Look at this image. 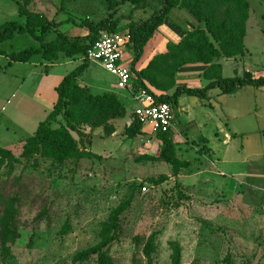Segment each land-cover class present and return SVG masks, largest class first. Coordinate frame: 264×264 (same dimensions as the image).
<instances>
[{"label": "rangeland", "instance_id": "obj_1", "mask_svg": "<svg viewBox=\"0 0 264 264\" xmlns=\"http://www.w3.org/2000/svg\"><path fill=\"white\" fill-rule=\"evenodd\" d=\"M17 1L23 0H0V24L14 19L26 22L18 15ZM248 1L253 16L245 60L252 69L264 72V2ZM148 2L63 0L61 4V0H30L28 7L54 21L72 16L78 25L86 22L95 25L107 18L115 21L121 17L118 29L125 31L130 22L151 13L156 5L148 6ZM78 25L66 23L58 31L89 42L94 32ZM56 35L51 32L45 39L52 40ZM39 45L30 34L16 33L11 40L0 42V49L10 52ZM131 54L135 56L134 52ZM129 58L131 55L126 56V61ZM73 60L83 62L84 58ZM68 61L52 68L51 81L56 82L78 65L76 61ZM157 65V72L171 73L172 66ZM14 69L22 75L29 72L22 66ZM82 79L94 94L116 92L127 116L117 122L111 120L116 123V131L110 136L103 129L80 126L90 133L92 144L88 150L95 156L68 159L64 164L40 157L38 165L20 157L23 146L20 140L32 136L49 113L27 94L36 78H29L20 91L14 85L5 91L0 82V145L13 153L0 160V264H74L76 253L102 241V231L112 211L126 203L119 216L118 237L106 249L109 264H175V246L180 250V264H264V90L248 86L237 96L218 97L217 89L212 91L211 100L199 102L198 98V104L194 100L197 97L184 95L188 113L174 107L170 137L176 156L188 165L181 168L176 178L171 164L161 155L164 143L137 130L132 113L138 102L133 88L115 86L116 77L99 63H92ZM231 110L242 116L236 120ZM19 113L30 118L20 127L14 117ZM59 121L67 123L64 116ZM126 121H130V126ZM239 122L247 132L244 134V140L250 142L247 145L254 151L255 146L261 147L263 152L248 158L245 164L238 161L242 138H234L226 151L218 136L220 130H228ZM52 126L58 127L59 123L53 122ZM128 129L131 134L136 133L128 136ZM71 133L79 138L75 131ZM204 146L213 147L221 158L214 167L225 176L217 177L233 181L236 190L224 188L217 177L211 176L216 169L201 156L200 148ZM144 154L156 158L144 159ZM244 171L260 177H247ZM10 224L15 230L6 242L4 228ZM150 238L154 249L148 260L143 249ZM96 259L92 255L81 264H97Z\"/></svg>", "mask_w": 264, "mask_h": 264}, {"label": "trees", "instance_id": "obj_2", "mask_svg": "<svg viewBox=\"0 0 264 264\" xmlns=\"http://www.w3.org/2000/svg\"><path fill=\"white\" fill-rule=\"evenodd\" d=\"M146 1H149L148 6L150 3L156 6L147 17L130 22L126 29L130 34L127 48L132 49L135 54L131 64V67L137 72L132 87L134 93L139 90L153 93L144 83V79H147L158 90L168 91L174 88L172 94L163 93L156 96L157 101L168 102L174 108L177 107L178 98L182 94L207 99L210 90L214 88H220L224 94H233L246 85L264 86V76L257 78L247 76L223 77L222 65L216 61L223 56L245 55L244 40L251 10V4L248 0ZM261 1L264 2V0ZM29 2L30 0L17 1L18 15L25 18L24 24L16 19L0 24V42L12 39L16 33H26L38 40L40 45L16 51L11 54L10 59L15 62H26L32 56L41 54L42 58L49 62H55L60 57L71 59L83 57L84 61L64 75L55 87L57 100L47 117L39 122L34 134L22 140L23 146L20 157L29 163L38 165L40 157L51 158L56 163L64 164L68 159L80 160L95 156L92 151L88 150V146L92 144L91 135L82 130L80 126L86 125L92 129L102 127L104 134L110 136L116 131L111 120L125 116L126 107L119 100L117 93L106 91L94 94L87 85L82 87L80 80L92 62L87 58L88 48L104 32L119 31L118 25L121 17L115 21L107 18L95 25L90 22L78 25L72 16L59 21L50 20L44 14L31 10L28 7ZM61 4H63V0H61ZM175 8L188 10L204 23V28L197 27L189 31L182 36L178 43L169 41L167 51L153 55L147 66L137 71L135 64L142 57L146 44ZM66 23L87 27L94 32L93 37L89 42L72 39L58 31L59 26ZM51 32H56L57 35L52 40L47 41L45 37ZM158 63L161 67L172 66V68L170 67L171 73L166 72V70L157 72ZM197 63L207 65L203 76L208 79V83L205 86L177 84L176 74L178 70L187 64ZM132 114L134 115V112ZM60 116L66 118V124L60 123ZM135 121L137 130L144 133L142 124L136 119ZM53 122H58L59 126L54 128ZM71 131H75L79 138L76 139ZM170 133L171 131L159 133L157 137L164 143L161 155L167 163L171 164L172 175L177 178L181 168L187 166L188 162L176 156ZM132 134L128 129L127 135L131 136ZM12 155L11 149L0 145V160ZM142 158L155 159L156 157L144 154ZM166 177V175H162V178ZM126 206L127 203L121 204L112 211L110 220L102 231V241L92 248L76 253L73 257L74 264H81L90 259L92 255L97 256V264H109L106 249L118 237L120 232L119 216ZM12 230L15 229L11 224L4 228L3 241L9 240ZM152 241V238L148 239L143 249L148 260L151 259V253L154 249ZM180 259V250L175 246L174 263L180 264Z\"/></svg>", "mask_w": 264, "mask_h": 264}, {"label": "crops", "instance_id": "obj_3", "mask_svg": "<svg viewBox=\"0 0 264 264\" xmlns=\"http://www.w3.org/2000/svg\"><path fill=\"white\" fill-rule=\"evenodd\" d=\"M252 16H253V12L251 9L250 10V16H249L248 22H247V32H246V36H245V40H244L245 46H246L245 55H237V56H232V57L223 56L220 59L216 60L217 62L221 63V65H222L223 77L247 76V77L257 78L260 76H264V72H260L258 70L252 69V65L250 64V62L245 60V57L249 51L248 45H247V39L250 37V23L252 20ZM197 27H200V28L203 27L204 28V23L201 22L199 19H197L195 16H193L188 10L179 9V8H175L174 10H172V12L166 17L165 23L155 32L154 36L146 44L142 57L135 64V69L137 71H139L140 69L144 68L145 63L153 55L167 51V43L169 41L174 42V43H178L180 41V39L182 38V36H184L186 33H188L189 31H191ZM9 40H11V39H9ZM3 42H5V41H3ZM3 42H1V43H3ZM14 52H16V51L7 52V51L0 49V59H1L0 82H2L3 88L5 89V91L6 90L8 91L14 85V86H16V88H15V89H17L16 91H20L22 88H24L26 86L27 82L29 81V78L35 77L36 78L35 84L33 83L32 85H30L31 87H29L30 90L27 91V94L29 93L30 95H32L34 97L35 102L39 103L42 106L43 111L45 113L50 112L52 110L56 100H57V93H56L55 87L59 84V82L63 78V76H62V78L60 76L57 78V79L60 78L59 80H55L56 82L51 81V79H52V77H51L52 68L56 67L57 65H62V63L68 61V59H69L68 62L76 61V62H78L77 64H79L80 60H73L71 58L60 57L55 62H49V61L44 60L42 58L41 54H36V55L32 56L30 58V60H28L26 62H15V61H12L10 59L11 54ZM131 52H133L132 49H127V52L125 55V58H126V56L131 55V58H129V60L126 61V59H125V63L130 64V65L132 64L133 59L135 57L131 54ZM92 63L98 64L97 62H91L89 67L91 66ZM15 66H22L23 68H28L29 72H23L24 74L22 75L21 72L15 71V69H14ZM89 67L87 68V70L89 69ZM206 67H207V65L202 64V63L187 64V65L183 66L182 68H180L178 70V72L176 74L177 84H188V85H192V86H205L208 83V79H206L203 76V72H204ZM81 80H83V79L81 78ZM83 82H84V85H87L91 90V86L89 84H87L84 80H83ZM144 83L153 92H156L159 95L163 94V93L164 94L165 93L172 94L174 91V88H172L168 91L158 90L147 79H144ZM114 85L116 86V81H115ZM248 86H252L254 88H257L259 91L264 90V86L255 87L253 85H246V86H243L242 88H240L238 91H236L233 94H224V93H222L220 88H214V89L210 90L209 96L207 99H201L200 98L201 99L200 100V99H198L199 97L194 96V97H197L194 100H195L196 104H198V100H199V102L202 100H211L212 91H215L217 89H218V93H217L218 97L225 96V95L237 96L238 94H240L241 92L246 90V88ZM110 92H114V91L111 90ZM184 95H187V94H182L179 96L177 107H181V109L183 111H186L188 113V109H187L188 104L185 103L186 99H183ZM189 96H191V95H189ZM256 102L257 101L255 100V103ZM256 105H257V103H256ZM248 107L251 109V105ZM3 110H4V108H3ZM235 110H239V109H235ZM235 110H231V111L235 112V114L232 117L237 120L242 115L240 114V112L235 111ZM223 111H226V108L223 109ZM126 116H127V109H126V115L125 116L120 117V118H116V119H112V120L114 122H117V120H124ZM14 117H16V119L18 120L17 124L19 127L23 123L28 122L30 119L29 117L25 116L22 113H19L18 115H15ZM126 122L128 125H130V121H126ZM242 122H243V120H242ZM239 123H236L235 126L228 127V130H220L218 132V136H219V139H221V141H222L223 149H225L226 151L229 150V144L232 143L234 138H242V147L240 150V153L242 155H241L240 160H238V161H239V163L245 164L246 161L249 160L248 158H251L252 156L262 155L263 152H262V148L255 146V144H254V146L257 149L256 151H254L252 149L251 145H247V143H250V142H247V140L246 141L244 140V137L246 136L244 134H246L247 132L242 130V124H241V122H239ZM113 124L116 125V123H113ZM97 129L102 130L103 128L98 127ZM239 136H241V137H239ZM23 139L24 138H22L20 141H22ZM22 144H23V142H22ZM200 149L202 152L200 151ZM200 149H196V150L198 152H201L202 153L201 156L206 157V159H208V161L211 162L210 166L215 168L214 166L217 163L220 164L221 158L216 156L215 149L213 147L204 146ZM224 162H226V161H224ZM194 168L197 170V172H199L198 167L194 166ZM215 169L216 170H212V172H211L212 173L211 176L213 178H216L219 175H220V177H221V175L225 176V173H223L222 171H217V168H215ZM218 172H220L221 174ZM242 173L245 174L247 177H251L254 179H257L260 177L259 175H256L257 173H248L247 171H244ZM218 180L221 184H223L225 186L224 188L229 187V188H231L232 191L236 190L235 183H233V181H231L230 179L225 180V179H221V178L219 179L218 178ZM239 183L241 184L242 182L240 181Z\"/></svg>", "mask_w": 264, "mask_h": 264}, {"label": "built area", "instance_id": "obj_4", "mask_svg": "<svg viewBox=\"0 0 264 264\" xmlns=\"http://www.w3.org/2000/svg\"><path fill=\"white\" fill-rule=\"evenodd\" d=\"M130 39L128 30L114 33L104 32L87 50V58L99 63L105 70L116 77L119 88L133 87L135 71L125 63L127 42ZM156 92L139 90L135 99L138 106L134 111V119L142 124V131L149 136L157 137L159 133H167L174 128L175 113L173 106L165 101H157ZM149 141V140H148ZM147 190L146 186L142 187Z\"/></svg>", "mask_w": 264, "mask_h": 264}, {"label": "water", "instance_id": "obj_5", "mask_svg": "<svg viewBox=\"0 0 264 264\" xmlns=\"http://www.w3.org/2000/svg\"><path fill=\"white\" fill-rule=\"evenodd\" d=\"M82 87H84L85 85L84 84H80Z\"/></svg>", "mask_w": 264, "mask_h": 264}]
</instances>
